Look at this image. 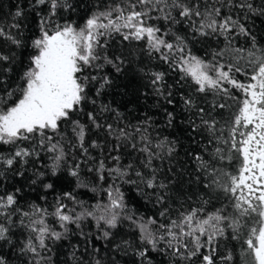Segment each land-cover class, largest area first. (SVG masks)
Here are the masks:
<instances>
[{
    "label": "snow or ice",
    "instance_id": "1",
    "mask_svg": "<svg viewBox=\"0 0 264 264\" xmlns=\"http://www.w3.org/2000/svg\"><path fill=\"white\" fill-rule=\"evenodd\" d=\"M256 17L264 2L13 0L0 10V264H233L230 241L242 264H264ZM116 36L139 49L110 53ZM130 74L162 120L144 110L133 123L98 103ZM177 128L195 145L183 161L184 145L164 134ZM124 185L143 203L131 206Z\"/></svg>",
    "mask_w": 264,
    "mask_h": 264
},
{
    "label": "trees",
    "instance_id": "2",
    "mask_svg": "<svg viewBox=\"0 0 264 264\" xmlns=\"http://www.w3.org/2000/svg\"><path fill=\"white\" fill-rule=\"evenodd\" d=\"M92 0H86L87 3H91ZM261 2H264V0H256V3L259 5ZM13 3V0H0V10H2L3 13H8L11 9V5ZM86 7H82L80 10V14L82 15L86 11ZM78 23H81L82 21L77 19ZM250 27L252 28V31L256 34L258 41L264 43V17H256L254 21L250 22ZM110 45H113L114 47H110L108 51L111 53L112 51H116L117 49H124L127 45V42H122L121 38L119 36L114 37L110 42ZM129 50H138L139 44L133 42L130 45H127ZM194 51H197L198 54H202V47L200 45H196V48ZM139 57L143 59L144 61L148 60V57L145 53H138ZM140 60H137V63H139ZM159 62L158 61H151V65L155 67ZM167 68V65H164L163 68H159L157 70H165ZM105 71H111L109 68H106ZM176 74H173L169 72L168 76V82L171 84L176 79ZM146 81L142 80L140 76L137 75H129L128 77H119L117 80V85L114 86L112 89L107 90L104 94H102L100 97H97L98 103H111L113 107L118 108L121 112L124 113V115L129 119L132 120L133 123L136 122V119L143 116L144 110H148L149 113H156V119L162 120L163 115L159 112L158 107H148L151 106L153 103V100L156 99L155 97H151L147 101V105H145L143 99H137L139 93L136 91L138 88L143 91V88L141 85L145 83ZM239 95V93H237ZM229 103H232L229 101ZM236 105H233V109H235ZM227 114V113H226ZM165 135H169L170 138L172 136H175L179 139L180 143L184 145V147H180L178 144L179 149V160L183 161L184 159V151L187 150L188 147H194V144H190L187 135L184 134L179 128L177 129H169L164 131ZM165 164H167V161H165ZM123 189L125 191L126 197H130L129 203L131 206L138 207L137 201H143L141 200V197L136 190L135 185H124ZM82 192L84 190H81ZM88 196H91V193L87 194ZM150 207V206H149ZM141 211H145V209H140ZM63 251H67V249H63ZM225 251V246L221 245V248L219 249V253L223 254ZM227 251L231 252L234 260L233 264H242V256H241V248L237 241H230L227 242ZM59 259L62 261L65 259L64 256H60ZM15 264H19V262H15ZM219 264V262H218Z\"/></svg>",
    "mask_w": 264,
    "mask_h": 264
}]
</instances>
